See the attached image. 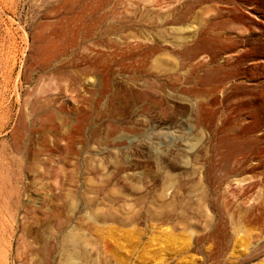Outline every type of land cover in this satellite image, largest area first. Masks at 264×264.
Wrapping results in <instances>:
<instances>
[{
  "label": "rangeland",
  "instance_id": "rangeland-1",
  "mask_svg": "<svg viewBox=\"0 0 264 264\" xmlns=\"http://www.w3.org/2000/svg\"><path fill=\"white\" fill-rule=\"evenodd\" d=\"M0 264H264V0H0Z\"/></svg>",
  "mask_w": 264,
  "mask_h": 264
},
{
  "label": "bare ground",
  "instance_id": "bare-ground-1",
  "mask_svg": "<svg viewBox=\"0 0 264 264\" xmlns=\"http://www.w3.org/2000/svg\"><path fill=\"white\" fill-rule=\"evenodd\" d=\"M179 20H180V18L176 19V21H178V22H179ZM43 47L45 48V46H43ZM203 47H205V46H204V44L202 43V40H201V41L197 42L193 47L186 49L185 55L188 56V57H194L196 55L197 51L200 50V49H203ZM46 106H48V105H46ZM46 106L41 104L40 107H41L42 112L46 111ZM220 145H222V144H220ZM217 148H219V147L217 146ZM253 217H254V215H253ZM257 218H259V217H257ZM257 248H258V244L256 243L254 245V247H253V250H251V255L249 256V258H254V257L260 255V251L257 250Z\"/></svg>",
  "mask_w": 264,
  "mask_h": 264
}]
</instances>
